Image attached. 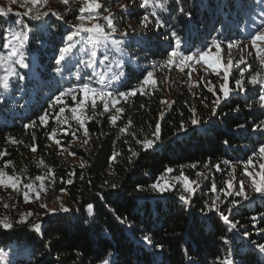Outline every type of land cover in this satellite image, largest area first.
Wrapping results in <instances>:
<instances>
[{
  "label": "trees",
  "instance_id": "trees-1",
  "mask_svg": "<svg viewBox=\"0 0 264 264\" xmlns=\"http://www.w3.org/2000/svg\"><path fill=\"white\" fill-rule=\"evenodd\" d=\"M138 3L126 17L116 13L135 22L129 32L134 35L119 39L124 55L110 50L107 57L108 65L122 62L124 75L108 90L119 103L109 111L99 104L78 110L83 126L72 118V97L79 99L85 84L100 86L83 80L92 74L78 48L57 63L77 31L79 12L63 21L50 18L45 35H30L38 77L20 69L0 103V170L18 177L23 188L44 177L50 194L64 196L67 211L26 221L11 215L12 227L0 228V252L12 264H264V193L250 184V174L259 181L264 172L254 166L264 155V87L237 71L225 81L209 73L191 78L177 59L165 66L173 52L193 55L214 40L249 41L264 26V0ZM145 15L149 22L142 30ZM19 22L0 14V55ZM149 71L156 83L141 87ZM40 80L47 84L40 86ZM57 116L68 117V123ZM145 140L153 146L144 148ZM241 183L247 200L228 194Z\"/></svg>",
  "mask_w": 264,
  "mask_h": 264
},
{
  "label": "rangeland",
  "instance_id": "rangeland-1",
  "mask_svg": "<svg viewBox=\"0 0 264 264\" xmlns=\"http://www.w3.org/2000/svg\"><path fill=\"white\" fill-rule=\"evenodd\" d=\"M98 2L100 3L101 7L97 9L95 13L91 14L95 16L96 19H86L84 21L79 19V22L84 23L86 27H91V25L94 23L101 24L105 31L110 33L109 40L102 41L96 45L95 49H93V45L89 43L88 39L90 34L79 32L77 29L76 33L72 35L73 39L70 41V43L74 45L71 51H73L75 48H78L77 50H79V52L82 54L87 68H91L92 75L86 76L83 78V80L89 81L93 86H100L93 89H103L108 91L117 85L121 79H113L114 75H117L124 70L122 69V63L119 67L117 64L108 65L105 56L108 57L110 50H115L121 55H124V52L120 49V45L123 41L119 39L134 35L129 32L135 27V22H129L124 18L123 20H120V18L116 16V13L121 11L122 15L126 17L134 7H140V4L138 3V0H98ZM83 4L84 0H68L67 4H65L63 0H40V2L36 4L31 3V0H17L16 3H12V0H0V9L7 11L9 8H11L12 10L9 12L7 17L15 16L20 20L19 25L17 27H13L10 30V39L7 44H11V47H5V52L1 55L7 56L11 50L17 49L19 53L24 55L25 63L29 65L27 68H24L19 64L14 63V61L18 59L17 56L13 57L7 65L0 66V81H2V79L6 76L9 80L8 88H4L2 85H0V94L2 96L0 103H2L3 99L9 97V93L11 91L10 81L17 78V74L20 69L31 72L33 78L38 77L36 63L34 61V53L28 49L30 35H45L48 20L50 18H58L59 20L63 21L65 17L73 11H78L80 16H89L88 13L80 12V8L83 6ZM40 13H46V15H43L41 19H35V17ZM105 16H110L112 18L115 31H112L107 27V23L104 20ZM148 22L149 20L143 22V24L142 22L139 23V25H141L140 28L142 30L146 28L145 23L147 24ZM28 24H33L35 27L32 29ZM258 31H264V26L260 27ZM18 32L26 33L28 37V39L23 42L22 47L20 42L17 41L12 35V33ZM112 40L119 41L120 43L118 45H113L111 43ZM229 44L234 45L231 49L230 55L228 54ZM40 45L43 44L40 43ZM93 50L97 52V55L94 58L91 56V52ZM206 51L207 56L204 59H201L199 63H196L194 60L192 62H185L184 64H181L179 59H177L179 69H183L182 71L187 72L191 78L202 74L205 75V73L215 74L224 78L225 75L228 76L230 74V71H237L236 76L245 74L249 81L253 75L257 74H259L258 79H264V65L260 63L256 49L252 47L251 39L249 41L230 42L226 44L217 42L216 44H212ZM196 53L198 52H195V54ZM251 58L253 65L251 63ZM229 61L232 62L231 66H229ZM189 64L190 66H188ZM98 65H101L102 68H99ZM237 68H239V70H237ZM225 69H228V71L225 72ZM220 72H223V74ZM101 75L105 77L103 81L100 80ZM61 78L63 77L61 76ZM44 82L46 81L40 80L39 85L44 86ZM262 86L264 87V85ZM70 91H75V89ZM24 93L25 92H23L16 99V105L13 106L11 110L8 111V113L11 115L17 114V105L22 102L21 100L24 97ZM263 164L264 155L254 166L258 169H261ZM41 183L44 185L43 189H41ZM46 184V181L38 180L35 182V184H33L32 190H29L27 187L23 188L19 186V188L15 191H13L10 186H0V221L5 219L9 221L10 216L16 213H19L21 219L26 221L31 218H38L45 215H57L60 212H63V209L67 208L64 196L59 194H50ZM25 192L28 193V200L25 199ZM36 192L40 193L39 199L35 198ZM20 199H22V205L19 210L18 202L20 201L18 200ZM0 228H4L2 224H0ZM0 264H12L11 256L8 253L6 254L4 252H0Z\"/></svg>",
  "mask_w": 264,
  "mask_h": 264
},
{
  "label": "snow or ice",
  "instance_id": "snow-or-ice-1",
  "mask_svg": "<svg viewBox=\"0 0 264 264\" xmlns=\"http://www.w3.org/2000/svg\"><path fill=\"white\" fill-rule=\"evenodd\" d=\"M17 0H12V3H16ZM40 0H31V3L36 4L39 3ZM63 2L65 4L68 3V0H63ZM150 3V0H142V7H147ZM166 3V0H165ZM161 8H163L165 6L164 3H161L159 5ZM101 7L100 3L98 2V0H84V4L83 6L80 8V12L81 13H88L89 16L85 17V16H81L80 20L84 21L86 19H96L95 16L91 15L92 13H95L97 9H99ZM11 8H9L7 11H4L3 9H0V14H3L5 16H7L9 14V12H11ZM30 11V10H29ZM27 14V13H25ZM43 15H46V13H40L38 14L35 19H41V17ZM152 16H156L157 13L155 11H153L151 13ZM104 20L107 23V27L109 29H111L112 31H115L114 25H113V20L110 16H105ZM148 21V16L145 15L143 17V22ZM157 23H161L159 21V19L157 20ZM77 29L79 32H85V33H89V43H91L93 45V49H95L96 45L101 43L102 41H108L109 40V36L110 33L106 32L104 27L99 24V23H94L91 25V27H86L84 23H80L77 26ZM145 27H147V24L145 23ZM13 37L20 42L21 47L23 46V42L25 40L28 39L27 34L23 33V32H18V33H12ZM73 37L69 36L68 40L72 41ZM259 42V43H258ZM111 43L113 45H118L120 42L116 41V40H112ZM180 41L177 40V44H179ZM217 42L214 40L213 44H216ZM251 45L252 47H254L256 49V52L259 56L260 59V63L262 65H264V31H257L256 34H254L251 38ZM234 45L233 44H229L228 46V54H231V49ZM5 47H11V44H7L5 45ZM74 47V45L72 43H69L67 45V47H65L63 50H61L60 52V56H59V60L57 61V63H59L60 61L65 60L66 54L68 52L71 51V49ZM218 47V45H217ZM97 52L95 50H93L91 52V56L94 58L96 57ZM18 59H16L14 61V63L19 64L21 67L27 68L29 65L27 63H25V58L24 55L22 53H19L17 49H13L9 52V54L7 56L5 55H0V66H4L7 65L9 63V61L12 60L13 57H17ZM207 56V51L202 49L200 52L193 54V55H187V56H183L178 52H173L167 59V61L165 62V66L168 65H175L176 63V59H179V62L181 64H184L185 62H192L195 60L196 63H199V61L201 59H204ZM105 59H107V56H105ZM122 62H117V66L119 67L121 65ZM231 61H229V66H231ZM190 66V64L188 65ZM183 70V69H181ZM228 69H225V72H227ZM124 75L123 72H120L117 75H114L113 79L115 80H119L122 76ZM258 75H253L251 77L250 83L252 85H264V79H258ZM23 78V77H21ZM105 79V77L103 75L100 76V80L103 81ZM228 79V76L225 75L224 76V80L226 81ZM156 80L154 79V74L153 72L149 71L147 72L146 76L144 77L143 81H141V87H144L145 85H151V84H155ZM236 84L240 86L241 89H243V84L240 80L236 81ZM0 85H2V87L4 88H8L9 86V80L6 77H4L2 79V81H0ZM211 90V89H210ZM221 91L225 94V96H227L230 93V89L225 85ZM132 95H135V92L131 93ZM129 93H121L120 96L122 97H126L128 96ZM72 99L74 101H77V104L75 106H73L70 111L72 113V118L75 119L76 121L79 122V124L81 126H83L84 121L81 118L80 115H78V110H82V111H86L87 107L90 105L92 109H95L97 107V105H102L104 111H109L110 106L111 107H115L116 104L119 103V99L114 98V94L110 91H105L103 89L97 90V89H93L91 88L89 85L85 84L83 86V89L81 90L80 93V98L78 99L77 96H73ZM260 101H261V107H264V94L260 95ZM123 109L122 108H116V112L120 113L122 112ZM65 112V108L61 107L60 108V114L62 116V114ZM61 116H57V120L63 124H67L68 123V117L64 116L63 118H61ZM47 116L45 115V117L41 118V122H44L46 120ZM113 122H115V120L117 119L116 116H112L110 118ZM193 124H196L197 121L195 119L192 120ZM261 127V125L257 126V129L259 130ZM121 131H125V129H121ZM156 133L159 132V127L157 126L156 128ZM85 135H87V129L85 128ZM85 143H87V141H84ZM139 142V141H138ZM57 143L59 144V141H57ZM143 147L144 148H150L153 146V141L152 140H145L142 142ZM33 151H35V149H33ZM261 153H264V147H261L260 149ZM71 155H75V153H70ZM136 153H133V155H135ZM5 167H7V164L5 165ZM262 168H264V165L261 166ZM169 172H171V169L168 170ZM259 181L256 179L255 175L250 174V184L252 187V191L254 192H261L264 193V172H260L259 174ZM40 181L44 180V177H39L38 178ZM0 186H10L13 191L17 190L20 186V181L19 178L14 176V175H9L8 173L4 172L3 170H0ZM44 185L43 183H41V189H43ZM158 185H153V188H157ZM228 187L231 188L232 184H231V180L228 182ZM27 188L29 190L33 189V185H27ZM185 189L188 192H192L193 189L191 187L188 186V184H185ZM161 191L165 190L163 187L160 188ZM229 195H236V196H241L243 197L245 200L248 199V196L245 193V186L243 185V183H241V186L239 187V189L237 191L233 192H229ZM25 199L28 200V193L25 192ZM35 198L39 199L40 198V193L36 192L35 194ZM181 200H186L185 196H181L180 197ZM237 203V201H232L233 206H235V204ZM43 207V205H42ZM64 211H67V209H63ZM221 216L223 218V220L227 223L229 221V217L228 215H225L223 212H221ZM0 224H2V226L5 229H9L12 227V224L7 220H3L0 221ZM232 228H235V224L231 225ZM39 226L36 225V231H39ZM145 240H149L148 237L144 238ZM150 242V241H149ZM227 243V241H226ZM259 251L261 253H264V244L259 245ZM226 264H232L231 260H228L226 262Z\"/></svg>",
  "mask_w": 264,
  "mask_h": 264
},
{
  "label": "built area",
  "instance_id": "built-area-1",
  "mask_svg": "<svg viewBox=\"0 0 264 264\" xmlns=\"http://www.w3.org/2000/svg\"><path fill=\"white\" fill-rule=\"evenodd\" d=\"M3 15V14H2ZM44 84H47L46 82H44ZM2 123V121L0 120V124Z\"/></svg>",
  "mask_w": 264,
  "mask_h": 264
}]
</instances>
